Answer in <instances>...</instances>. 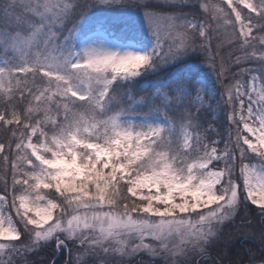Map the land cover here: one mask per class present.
I'll return each mask as SVG.
<instances>
[{
    "label": "snow or ice",
    "instance_id": "6c2138e0",
    "mask_svg": "<svg viewBox=\"0 0 264 264\" xmlns=\"http://www.w3.org/2000/svg\"><path fill=\"white\" fill-rule=\"evenodd\" d=\"M242 208L264 0H0V264H225Z\"/></svg>",
    "mask_w": 264,
    "mask_h": 264
},
{
    "label": "trees",
    "instance_id": "16d2710c",
    "mask_svg": "<svg viewBox=\"0 0 264 264\" xmlns=\"http://www.w3.org/2000/svg\"><path fill=\"white\" fill-rule=\"evenodd\" d=\"M222 55L225 57L227 56V50L222 52ZM219 115V114H217ZM211 119V117H209ZM247 219L252 221V226L249 228L247 224H244L243 221ZM235 224V228L238 231H235L232 225L225 229L226 233L231 234L232 236V243L228 244L224 249H213L211 251V256L219 259L217 256V252H221L225 264H248L249 257L252 253H259L264 251L263 247H253L250 238L256 237L260 241V231H261V221L258 219V215L255 209H241L239 215L237 216ZM248 231V234L245 237L240 236L244 232V230ZM254 232V235L252 234ZM261 244V241L258 243ZM50 255V250H45L44 252L40 253L38 256L31 257L36 264H39L40 260L48 259ZM74 255V254H73ZM67 260L64 256L63 259L58 260V264H63Z\"/></svg>",
    "mask_w": 264,
    "mask_h": 264
},
{
    "label": "rangeland",
    "instance_id": "374dc122",
    "mask_svg": "<svg viewBox=\"0 0 264 264\" xmlns=\"http://www.w3.org/2000/svg\"><path fill=\"white\" fill-rule=\"evenodd\" d=\"M236 220H237V217H236ZM235 224H238L236 221H235ZM235 224H233L232 226H233V228H234V233H235V231H238L236 228H235ZM244 232H246V233H248V231L245 229L244 230ZM240 236H243V237H245V235H242V234H240ZM249 239L251 240V243H252V245H253V247H263L261 244H258L260 241L258 240V239H256V237H254V238H250L249 237ZM64 256L68 259V254H67V252H65V254H64ZM64 264V263H63Z\"/></svg>",
    "mask_w": 264,
    "mask_h": 264
}]
</instances>
